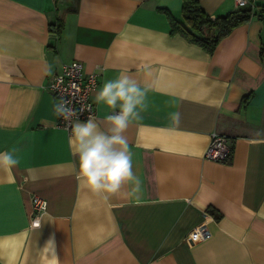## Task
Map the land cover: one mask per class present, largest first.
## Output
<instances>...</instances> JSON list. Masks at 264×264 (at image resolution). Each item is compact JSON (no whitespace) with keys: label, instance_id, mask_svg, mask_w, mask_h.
I'll return each instance as SVG.
<instances>
[{"label":"crops","instance_id":"obj_1","mask_svg":"<svg viewBox=\"0 0 264 264\" xmlns=\"http://www.w3.org/2000/svg\"><path fill=\"white\" fill-rule=\"evenodd\" d=\"M198 1L211 17L238 6ZM181 3L0 0V151L19 159L0 168V264H48L49 239L59 264H264V23L253 16L208 51L171 31L164 10L180 19ZM72 59L97 73L102 130L105 81L126 74L147 90L142 119L123 133L138 200L126 185L105 201L76 178L71 128L45 87ZM213 132L230 139L224 160L204 157ZM33 195L46 200L36 214ZM200 224L209 235L189 241Z\"/></svg>","mask_w":264,"mask_h":264},{"label":"clouds","instance_id":"obj_2","mask_svg":"<svg viewBox=\"0 0 264 264\" xmlns=\"http://www.w3.org/2000/svg\"><path fill=\"white\" fill-rule=\"evenodd\" d=\"M51 68H49V74ZM147 90L126 74L116 79L105 81L95 101L98 105H106L111 111L105 117L106 130H102L94 117L86 122L78 119L74 109L69 107L70 101L61 99L53 106L57 118L71 122L70 147L77 157L74 171L82 186L94 194L102 195L107 201L111 195L120 193L126 185L130 186L127 195L137 200L141 194L142 181L134 171V153L123 133L130 123L142 119L141 112L147 108ZM174 125H179L180 114H170ZM19 164V159L12 151H0V168L11 172ZM31 171V170H29ZM35 179V177H31ZM48 264H59L55 251L54 239H49L43 248Z\"/></svg>","mask_w":264,"mask_h":264},{"label":"built area","instance_id":"obj_3","mask_svg":"<svg viewBox=\"0 0 264 264\" xmlns=\"http://www.w3.org/2000/svg\"><path fill=\"white\" fill-rule=\"evenodd\" d=\"M237 5H245L249 0H236ZM98 85L97 73L95 71L84 72L83 63L78 59L61 64L59 70L50 74L45 82V87L50 90L58 103L61 99L70 101L69 107L77 113L78 119L95 117V103L92 93ZM71 118V122L65 121L62 117L57 119V124L67 130L71 123L77 119ZM230 152V139L220 133L213 132L210 141L204 151V157L213 160H224ZM46 200L37 195L32 197L33 213L45 209ZM209 235L206 224H200L193 229L187 239L191 242L201 240Z\"/></svg>","mask_w":264,"mask_h":264},{"label":"trees","instance_id":"obj_4","mask_svg":"<svg viewBox=\"0 0 264 264\" xmlns=\"http://www.w3.org/2000/svg\"><path fill=\"white\" fill-rule=\"evenodd\" d=\"M56 2L57 0H53ZM168 17L172 32H179L189 41L194 42L208 51H212L220 38L238 24L253 16L264 23V4L249 0L245 5L226 13L211 17L200 5L198 0H182L181 18L174 17L170 11L164 10ZM62 21L56 17L55 23H50V30L59 32ZM260 54L264 57V39L260 47ZM214 214V213H213Z\"/></svg>","mask_w":264,"mask_h":264}]
</instances>
